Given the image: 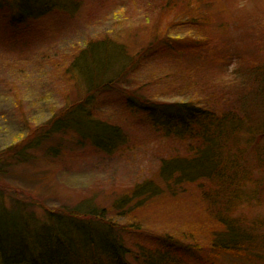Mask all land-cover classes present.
Wrapping results in <instances>:
<instances>
[{
  "label": "rangeland",
  "instance_id": "obj_1",
  "mask_svg": "<svg viewBox=\"0 0 264 264\" xmlns=\"http://www.w3.org/2000/svg\"><path fill=\"white\" fill-rule=\"evenodd\" d=\"M14 1L5 0L11 9H0V156L25 134L35 133L62 113L65 103L78 100L79 90L66 79V68L91 40L109 37L126 45L128 53L137 52L160 31L177 42L197 36L196 29L182 23L199 18L209 52L177 59L168 51L148 58L132 73L126 90L159 104L193 101L217 113L236 111L246 117L245 125L253 133L237 131L235 139L239 135L238 149L243 147L252 177L243 186L240 183L239 206H231L228 214L246 227L264 223V0H171L175 7L167 12L155 6L163 0H76V6L68 5L64 11L29 18L21 17L17 5L11 6ZM224 57L231 61L225 66ZM179 76L184 77L186 89L170 92L178 87ZM99 97L92 116L115 126L123 135L121 144L105 154L88 139L58 132L32 152L31 161L2 164L0 206L10 212L2 214L0 209V225L18 223L16 210L11 211L16 207L30 217L33 229L54 221V214L46 210L82 203L109 208L136 184L158 181L161 159L186 154V141L166 136L150 114L127 110L114 92ZM230 154L234 156L232 149ZM239 166L242 169V161L240 170ZM207 208L197 185H186L174 194L166 191L140 209L143 228L127 232L133 238L117 235L133 255L151 251L157 235L177 237L184 230L198 236L205 233L212 225ZM125 260L132 263L128 255ZM218 264L264 263L222 257Z\"/></svg>",
  "mask_w": 264,
  "mask_h": 264
},
{
  "label": "trees",
  "instance_id": "obj_2",
  "mask_svg": "<svg viewBox=\"0 0 264 264\" xmlns=\"http://www.w3.org/2000/svg\"><path fill=\"white\" fill-rule=\"evenodd\" d=\"M77 3L76 0H15L11 6L17 5L21 17L29 18L64 11L68 5L76 6ZM155 6L160 12L175 7L171 0H163V4ZM190 6L189 3L185 8ZM5 7L11 9L5 0H0V9ZM200 22L199 18H194L185 21L187 25L182 23L196 29L197 36H186L180 40L182 42H177L179 40L169 39L160 31L147 45L130 54L126 45L116 43L112 38L94 39L69 62L65 77L74 81L79 90L78 100L65 103L62 113L7 148L0 156V168L4 163L31 161L32 152L43 147L58 132L75 133L81 140L91 141L96 150L105 154L113 152L121 144L123 135L115 126L97 121L91 112L98 107L102 99L99 96L108 92H114L127 110H142L150 114V119L162 126L166 136L185 140L186 154L161 159L157 170L158 181L148 179L136 184L130 191L118 196L109 208L97 209L82 203L70 209L46 210L50 216L54 214V221L33 229L30 217L27 218L21 211L23 208L16 207L11 211L16 210L14 214L18 223L0 225V264H82L84 260L93 264L106 261L108 264H190L206 261L218 264L222 257L241 263H264V223L246 227L243 221L228 214L231 206H239L240 183L243 186L252 177L253 168L246 166V153L243 147L238 149L241 144L239 135L235 139L237 131L239 134L243 131L253 133L245 125L248 119L239 116L236 111L217 113L207 107L201 108L193 101L159 104L138 92L126 90L132 73L148 58L162 57L168 51L177 59L187 54L197 57L204 51L209 52V40L200 32ZM227 60L231 62L224 57L223 66L228 64ZM177 83L178 87L170 89V92L186 89L183 76H179ZM258 136L262 137V133ZM248 140L247 137L246 142ZM231 145H234L231 148L234 156L230 154ZM240 161L242 169L239 166V170ZM4 172L0 169V177ZM193 184L197 185L202 201L208 207L207 213L212 215V225L205 233L198 236L195 231L184 230L178 238L160 234L155 236L151 251L142 250L135 255L122 245L117 233H125L123 238L129 240L133 236L127 232L142 231L139 211L150 200L166 191L174 194L175 190ZM0 197L3 198L2 193ZM0 209L2 214L10 212L1 206ZM126 255L132 257V263H126Z\"/></svg>",
  "mask_w": 264,
  "mask_h": 264
}]
</instances>
